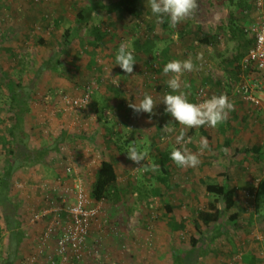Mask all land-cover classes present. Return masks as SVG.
<instances>
[{"label": "rangeland", "instance_id": "obj_1", "mask_svg": "<svg viewBox=\"0 0 264 264\" xmlns=\"http://www.w3.org/2000/svg\"><path fill=\"white\" fill-rule=\"evenodd\" d=\"M87 1L0 0V77L28 84L53 50L63 52L58 72H44L38 79L25 118L31 148L62 141L48 157L50 167L25 168L12 183L11 200L20 204L18 219L25 232L14 264H172L170 244L187 251L191 239L197 240L204 252L197 264H264V223L258 222L256 213V192L264 179L262 112L236 100L223 123L187 128L175 123L158 103L171 91L166 81L174 75L187 86L188 100L193 103L201 88L210 98L226 91L229 82H241L240 76L225 72L234 57L233 44L220 32L227 27L229 0H197L194 14L175 27L167 17L158 21L150 2L140 4L137 18L97 11L93 18L94 24L102 27V45L93 46L88 32L82 31L65 47L63 37L75 19V3ZM91 1L106 4L110 0ZM239 21L249 28L254 21L253 9ZM177 26L184 28L183 38ZM197 32L221 35L219 56L214 47L196 42ZM40 40L45 44L40 45ZM137 40H151L153 47L149 51L136 49ZM121 44L134 54L133 72L142 68L136 88L124 85L121 69L114 65ZM186 59L192 60L193 71L163 74L167 62ZM89 84L94 89L85 109L74 110L63 102L62 98H80ZM145 94L157 103L151 116L135 113L129 106L139 103ZM259 96L264 105V95ZM4 103L2 96L0 137L7 127ZM134 115L141 121L137 117L133 122ZM180 135L184 139L177 143ZM201 138L208 141L203 151ZM133 145L145 153L140 165L125 153ZM244 148L258 155H244ZM175 149L197 154L200 164L195 168L177 166L170 159ZM159 154H169L170 175L164 186L158 181L163 176ZM4 158L0 144V166ZM101 160L114 163L118 194L94 203L91 184ZM67 169L72 171L68 174ZM77 178L82 180V207L94 215L81 258L76 260L66 247L67 261L62 262L57 245L71 224L67 208L78 202L74 190ZM207 183H225L235 189L233 209L210 229L195 225L197 212L206 205ZM231 214H236V223L228 221ZM54 218L59 226L46 235ZM235 224L243 227L234 229ZM5 253L6 235L0 232V264Z\"/></svg>", "mask_w": 264, "mask_h": 264}, {"label": "trees", "instance_id": "obj_2", "mask_svg": "<svg viewBox=\"0 0 264 264\" xmlns=\"http://www.w3.org/2000/svg\"><path fill=\"white\" fill-rule=\"evenodd\" d=\"M142 2H150V0H110L106 4L89 0L81 4L75 3V19L68 29L65 30L62 44L65 47H69L74 34L79 35L82 31H87L93 46L102 45L100 43L103 34L102 27L94 24L93 14L97 11H102L107 16L117 14L137 18ZM252 9L251 0H229L227 27L220 31L224 36H227V42L233 44L232 50L234 52L233 60L229 63L225 72L237 78L241 74L240 62L254 44L253 40L245 32V28L239 18L248 16ZM56 23L58 24L57 21ZM162 27L166 28L167 24L163 22ZM183 29V27L177 26L178 34L181 38H183ZM219 37L221 38L220 34L209 35L197 32L196 42L203 46H212L216 50V54H220ZM150 41L144 40V42H141L137 40L134 42V46L136 49L149 51L153 47ZM39 44L45 43L40 40ZM62 53L60 48L53 50L52 56L40 63L35 75L28 84L24 85L21 82H16L8 76L0 77V98L4 96L5 99L2 108L7 107L6 134L0 137V144L5 155L4 163L0 166V232L6 235V253L2 258V264H14L25 238V232L18 219L20 204L11 200L14 178L25 168L47 166L50 153L57 151L62 141L60 138L58 142L51 146L42 145L31 148L30 136L26 131L25 125V118L31 110L29 102L37 86L38 79L44 72H58L61 67L60 57ZM198 65H201V63ZM154 67L155 65H152V68ZM245 75L264 81V71L259 70L253 63L248 65ZM225 147H228L227 142ZM262 151L260 155H264V149ZM256 152L250 148L242 150L244 155H258ZM159 155V167L163 176L158 181L160 186H164L170 175L167 164L169 154ZM257 155L256 157H258ZM117 181L118 175L114 163L109 160H101L91 184V197L94 203L102 202L112 195H117ZM205 192L208 195L206 205L203 210L197 212L195 225H202L206 229H210L220 222L223 214H228L233 209L235 189L230 188L225 183H207ZM167 211L171 213L172 208L167 206ZM256 213L258 214V222L264 223V179L260 182L256 192ZM228 221L236 223V214L228 215ZM237 227H243V225L235 224L234 229ZM190 241L191 248L187 251H182L170 244L172 264H197L203 258L204 252L201 250L198 241L195 239Z\"/></svg>", "mask_w": 264, "mask_h": 264}, {"label": "clouds", "instance_id": "obj_3", "mask_svg": "<svg viewBox=\"0 0 264 264\" xmlns=\"http://www.w3.org/2000/svg\"><path fill=\"white\" fill-rule=\"evenodd\" d=\"M197 0H150L151 13L158 21L168 18L171 26L175 27L178 23L194 14L197 8ZM136 63L134 54L121 44L115 54V64L126 74L133 73V66ZM194 64L191 59L171 60L163 67V74L169 73L181 74L183 72L193 71ZM166 85L170 92L165 93L158 103L164 105V112L174 119L175 123H179L187 128L200 126L216 127L228 118V114L234 110V105L229 101L226 95H213L200 103H191L187 95L180 91L181 84L176 75L166 81ZM157 103L151 95L145 94L139 103H131L129 106L135 113H147L149 116L153 114L154 106ZM184 136L176 137V142L183 141ZM208 148L206 138H201L200 150ZM127 157L135 164L140 165L141 161H145V153L138 151L136 146H131L125 152ZM170 159L179 167H197L200 159L197 154H193L186 150L175 149L170 153ZM143 164L141 167H144ZM155 170V165H153Z\"/></svg>", "mask_w": 264, "mask_h": 264}, {"label": "built area", "instance_id": "obj_4", "mask_svg": "<svg viewBox=\"0 0 264 264\" xmlns=\"http://www.w3.org/2000/svg\"><path fill=\"white\" fill-rule=\"evenodd\" d=\"M251 2L255 14L254 21L249 28L244 30L248 36L251 37L254 44L248 54L240 62L241 82L238 84L229 82L227 90L222 94L226 95L231 103H235L236 100L242 101L261 111L264 121V105L260 101L262 97L259 96L264 95V81L256 80L245 75L248 65L252 63L255 64L259 70L264 71V0H251ZM93 89V84H89L80 98L68 100L66 98H62V100L74 110H83L88 104ZM205 99H207V95L205 94V90L201 88L195 96L194 103L203 102ZM46 100H50V97H46ZM71 171L72 169L66 170L68 174ZM74 190L76 192L78 202L71 208H67L71 224L67 229V233L60 238L57 245V254L61 258L62 262L67 261V258L64 256V250L66 247H69L72 250L75 254L76 260L81 258L80 250L87 237L89 222L91 221V217H93L92 215H94L93 212L85 210L80 202L82 198L81 179L77 178L75 180ZM58 226L59 221L55 219L47 228L46 235H50ZM261 258L264 262V253H262Z\"/></svg>", "mask_w": 264, "mask_h": 264}, {"label": "crops", "instance_id": "obj_5", "mask_svg": "<svg viewBox=\"0 0 264 264\" xmlns=\"http://www.w3.org/2000/svg\"><path fill=\"white\" fill-rule=\"evenodd\" d=\"M184 35V34H183ZM187 48H183V50H182V52L186 55L187 54ZM192 50V49H191ZM218 55V54H217ZM134 71V70H133ZM141 71H142V68L141 69H138V70H136V72H133L132 74H126V73H124L122 70H121V73H122V76L124 77V85H126L127 84V88H130L131 86H135V88L139 85V83H140V81H139V78H140V76H141ZM120 74V73H119ZM217 87V86H216ZM180 91H182V92H184L185 94L187 93V86L184 84V82H182V84H181V88H180ZM187 95V94H186ZM187 96H189V95H187ZM120 102H121V100H120ZM191 103H193V100L191 101ZM137 115H134L133 116V122H135L136 120H137ZM122 121H124L123 119H122ZM138 121H141L140 119H139V117H138ZM47 163H48V165H47V167H50L51 166V163H50V160L48 159L47 160ZM37 167H39V166H36V167H34V168H37ZM243 264H244V262H243Z\"/></svg>", "mask_w": 264, "mask_h": 264}]
</instances>
